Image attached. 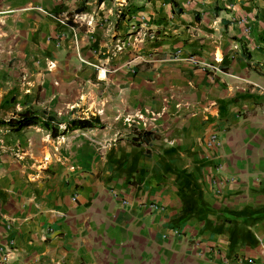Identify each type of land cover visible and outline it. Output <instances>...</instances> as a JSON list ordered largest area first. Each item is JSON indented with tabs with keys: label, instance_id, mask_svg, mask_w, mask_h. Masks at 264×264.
<instances>
[{
	"label": "crops",
	"instance_id": "obj_1",
	"mask_svg": "<svg viewBox=\"0 0 264 264\" xmlns=\"http://www.w3.org/2000/svg\"><path fill=\"white\" fill-rule=\"evenodd\" d=\"M8 94L98 123L0 127V264H264V0H0Z\"/></svg>",
	"mask_w": 264,
	"mask_h": 264
},
{
	"label": "trees",
	"instance_id": "obj_2",
	"mask_svg": "<svg viewBox=\"0 0 264 264\" xmlns=\"http://www.w3.org/2000/svg\"><path fill=\"white\" fill-rule=\"evenodd\" d=\"M97 120L95 119H73L66 122L60 127L54 117L40 118L38 115L30 111L19 112L7 120L0 119V127H8L13 132L21 131L31 126H40L45 131L49 132L51 137H57L74 130L90 129L96 127Z\"/></svg>",
	"mask_w": 264,
	"mask_h": 264
},
{
	"label": "built area",
	"instance_id": "obj_3",
	"mask_svg": "<svg viewBox=\"0 0 264 264\" xmlns=\"http://www.w3.org/2000/svg\"><path fill=\"white\" fill-rule=\"evenodd\" d=\"M173 58L186 61V62L190 63L191 65L200 67L201 69H203L207 72H210L211 74H214V75L222 73V68L219 65L220 62L215 60V59L212 62H201L200 60H198V58L196 56L190 55V56L182 58V56L179 53L174 55ZM102 72L105 75V71H102ZM215 143H216L215 136H211L207 142V145L212 146ZM123 203L125 204V202H123ZM152 207L154 209H158V207H156V206H152ZM175 233H178V231H175ZM11 252H12V245L4 248L0 253V261L2 263H7L10 260Z\"/></svg>",
	"mask_w": 264,
	"mask_h": 264
},
{
	"label": "rangeland",
	"instance_id": "obj_4",
	"mask_svg": "<svg viewBox=\"0 0 264 264\" xmlns=\"http://www.w3.org/2000/svg\"><path fill=\"white\" fill-rule=\"evenodd\" d=\"M97 71L102 72L105 70L97 69ZM105 74H107V70H106ZM104 77H105V75H104ZM6 97H7V101H9V103L8 104L5 103L6 105L4 106V108L1 109L0 116H2V117H8V116L15 115L16 113H18L17 111H15V107H16L15 102H17V96L15 97V96H11L10 94H8V96H6Z\"/></svg>",
	"mask_w": 264,
	"mask_h": 264
}]
</instances>
